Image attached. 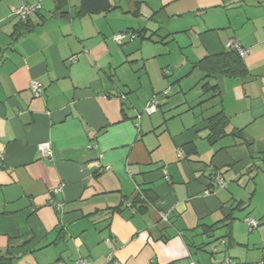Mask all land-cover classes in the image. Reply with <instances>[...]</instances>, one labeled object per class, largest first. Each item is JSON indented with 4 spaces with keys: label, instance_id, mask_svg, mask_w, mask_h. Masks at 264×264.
Instances as JSON below:
<instances>
[{
    "label": "crops",
    "instance_id": "1",
    "mask_svg": "<svg viewBox=\"0 0 264 264\" xmlns=\"http://www.w3.org/2000/svg\"><path fill=\"white\" fill-rule=\"evenodd\" d=\"M112 1L79 16L81 0H0V251L15 264L103 263L111 247L120 264H264V0ZM25 3L42 10L14 39ZM144 28V39L112 38ZM229 39L248 50V74L217 76L206 94L195 64ZM220 110L251 148L210 144L206 120ZM213 171L226 187L205 194ZM247 217L260 222L254 236Z\"/></svg>",
    "mask_w": 264,
    "mask_h": 264
},
{
    "label": "trees",
    "instance_id": "2",
    "mask_svg": "<svg viewBox=\"0 0 264 264\" xmlns=\"http://www.w3.org/2000/svg\"><path fill=\"white\" fill-rule=\"evenodd\" d=\"M66 1L67 0H57L58 8L62 9ZM117 8L118 6L112 0H81V4H80L77 14L81 16L85 14L108 13V12H112L116 10ZM41 10H42V6L34 17H31L25 20L21 19V22L17 25V27L15 28L13 32L14 39H18L19 37L33 30L36 24L32 23L31 20L35 18L36 16H38ZM147 31L148 29L144 28V29H139L137 31L124 30V31H118V32H129V33L131 32L135 36V38L140 37L144 39L147 36L146 35ZM133 39L134 38H132V40ZM73 56H77V55H73ZM195 69H198L199 71L203 73V77L201 78L203 83L201 87L203 88L204 93L207 94V93L212 92L214 93V96L218 90V85L212 84L211 82L212 79L220 75L226 76V77H242L248 74V69L244 63V58L241 57L238 54V52H236V50H231V49H227L225 52H221L215 55H209V56L204 57L198 63L195 64ZM167 94H168V91L167 93H165L164 91V93L161 95L157 94L160 99V103L158 104V108L155 112H157L160 109V107L162 106V102H163L162 99L164 98L163 96H166ZM214 96L212 95V97ZM123 98H126V96L123 95ZM206 121H207L206 129L208 131L206 138L208 139L211 145L217 144L220 140H222L223 138L227 136H234L235 138L240 139L242 140V142L247 144L249 148L252 147L253 140H249L246 138L245 130L243 128L232 129V130L228 129L230 120L227 117L224 110H220L216 112L215 114L210 115ZM194 148H195L194 145H190V149L193 150ZM138 202L140 203V201ZM232 218L233 216H230V219L227 225L231 224ZM0 264H15V259L14 257H10L6 254H3L0 251Z\"/></svg>",
    "mask_w": 264,
    "mask_h": 264
},
{
    "label": "built area",
    "instance_id": "3",
    "mask_svg": "<svg viewBox=\"0 0 264 264\" xmlns=\"http://www.w3.org/2000/svg\"><path fill=\"white\" fill-rule=\"evenodd\" d=\"M41 8V5L38 3H25L13 10L14 14L20 17L21 19L25 20L31 17H34L38 10ZM132 38H135V36L130 32H118L113 35V40L116 41L118 44H123L125 41L132 40ZM226 49L236 50L238 54L245 58L248 54V50L242 46L240 41L238 39H229L226 43ZM77 56H72L71 60L76 61ZM31 89L34 92V95L39 97L42 92V83L39 80H32L31 82ZM167 93V91H165ZM160 103V99L158 95H154L151 99V102L145 107V112L148 114H152L155 112L158 108V104ZM38 151L46 157H50L52 155V147L49 141L41 142L38 144ZM107 168H110L107 166ZM212 170H214V167H211ZM210 183L213 186V188H209L205 190V194H211L215 193L217 189L226 187V181L224 180L223 176L213 171L212 177L210 179ZM52 194H55L58 192V189H53ZM51 203L57 207H60V204L55 202L53 199H51ZM162 220L167 221L168 220V211H163L161 213ZM246 223L248 224L250 230L257 227L259 225V220L253 217H249L246 219ZM109 242V241H108ZM212 252L214 254L218 253V250L216 248L212 249ZM218 264H238V261L232 257L224 256L217 260ZM54 264H120L119 260L115 257V250L111 247L109 253L106 256V260L103 263H98L95 260H91L87 257L80 256L77 260L74 262H66L63 260H58ZM190 264H196V262H191Z\"/></svg>",
    "mask_w": 264,
    "mask_h": 264
},
{
    "label": "rangeland",
    "instance_id": "4",
    "mask_svg": "<svg viewBox=\"0 0 264 264\" xmlns=\"http://www.w3.org/2000/svg\"><path fill=\"white\" fill-rule=\"evenodd\" d=\"M202 73V72H201ZM171 78V77H170ZM176 85V84H175ZM190 92H194V89H191V91ZM174 96H182L180 93H179V91L178 92H176V91H174V94L173 95H171L170 97H174ZM247 218H249V217H247ZM246 218V219H247ZM254 218V217H253ZM257 219V218H256ZM243 221V220H242ZM260 223V222H259ZM241 230L243 231V233L244 234H247L248 236H254L255 235V233L257 232V230H255V231H253V232H251L250 231V228L248 227V224H246L245 222H242V224H241ZM257 241V240H256ZM218 241H216V242H214V243H212L210 246H209V249H208V251L209 252H212V249H214V248H216L215 246H219L220 247V244H218L217 243ZM258 247V249L259 250H263L264 249V242L262 241H260V243H259V245L257 246ZM217 249V248H216ZM251 249H252V246H251ZM258 256V255H257ZM221 257V255H218L217 256V258H220ZM236 259V258H235ZM237 259H239L240 260V258H238L237 257ZM238 264H240L239 262H238Z\"/></svg>",
    "mask_w": 264,
    "mask_h": 264
}]
</instances>
